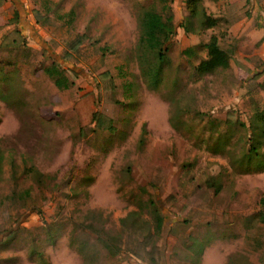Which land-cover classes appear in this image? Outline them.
<instances>
[{"label":"rangeland","instance_id":"rangeland-1","mask_svg":"<svg viewBox=\"0 0 264 264\" xmlns=\"http://www.w3.org/2000/svg\"><path fill=\"white\" fill-rule=\"evenodd\" d=\"M202 3L218 23L185 32V1H172L170 65L154 87L135 44L156 0H0V264H80L90 221L122 234L108 264H264V132L250 125L264 56L227 31L250 0ZM212 33L237 48L201 74ZM53 60L68 86L44 71ZM148 195L164 220L155 239L147 210L120 221Z\"/></svg>","mask_w":264,"mask_h":264},{"label":"trees","instance_id":"trees-1","mask_svg":"<svg viewBox=\"0 0 264 264\" xmlns=\"http://www.w3.org/2000/svg\"><path fill=\"white\" fill-rule=\"evenodd\" d=\"M160 4V9L156 5H148L140 8L137 16L139 33L135 44V54L140 66V70L149 85L156 87L162 80L164 67L170 65L167 56L168 46L164 44L170 40L176 31V22L171 6L173 0H156ZM187 13L179 26L185 32H201L207 28L214 27L219 16H214L206 11L202 0H184ZM206 51V56L202 57L195 65L198 73L204 74L218 68L228 67L230 56L233 53L232 48L220 45L216 34L212 33L209 39L200 44ZM187 50V49H186ZM60 64L52 61L49 65L44 66V71L49 74L57 86H68V78L64 75ZM250 125L264 132V108L255 110L250 120ZM3 153L0 149V162ZM257 167H264V158L259 156ZM38 180H42L43 174L33 166L27 168ZM218 189V187H217ZM264 206V193L259 199ZM137 210H131L126 216L120 218L122 224L127 217L138 216L140 212L147 210L152 221V235L154 239L160 235L164 223L161 208L152 195L145 199L137 198ZM264 213V212H263ZM264 219V214L262 215ZM87 225L93 229L95 236L91 239L86 234L81 235L78 241L77 249L82 256L80 264H108V256L116 253L120 246L116 244L122 234L120 231H110L103 224L96 225L88 222ZM90 229V230H91ZM211 239L208 235L205 238H198L192 242L194 252L201 251L207 241Z\"/></svg>","mask_w":264,"mask_h":264},{"label":"crops","instance_id":"crops-1","mask_svg":"<svg viewBox=\"0 0 264 264\" xmlns=\"http://www.w3.org/2000/svg\"><path fill=\"white\" fill-rule=\"evenodd\" d=\"M224 3V7L227 8L232 4L238 2V0H217V3ZM235 6V5H234ZM242 7V3H241ZM248 7V6H247ZM250 14L243 13L240 15L241 11L230 17V23L228 25L227 31L234 41H244V44H248L250 47H254L255 43H258L255 51L260 56H264V8L257 4L256 0H250ZM243 11V10H242ZM248 41H245V40ZM237 46L233 44V54L236 51Z\"/></svg>","mask_w":264,"mask_h":264}]
</instances>
